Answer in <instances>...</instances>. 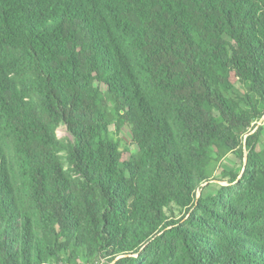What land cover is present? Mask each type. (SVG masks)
<instances>
[{"label":"trees","instance_id":"16d2710c","mask_svg":"<svg viewBox=\"0 0 264 264\" xmlns=\"http://www.w3.org/2000/svg\"><path fill=\"white\" fill-rule=\"evenodd\" d=\"M263 116L264 0H0V264H264Z\"/></svg>","mask_w":264,"mask_h":264},{"label":"rangeland","instance_id":"374dc122","mask_svg":"<svg viewBox=\"0 0 264 264\" xmlns=\"http://www.w3.org/2000/svg\"><path fill=\"white\" fill-rule=\"evenodd\" d=\"M240 91V90H239ZM264 117V116H263ZM264 122V118L263 120L259 123L262 124ZM57 134L59 137H62V136H68V132L66 130V127L64 126H61L57 129ZM261 139H262V142L264 143V127H263V130H262V135H261ZM224 161V165H228V162H234L235 161V157L234 155L231 153V154H228L224 157L223 159ZM219 163L215 162V161H211L208 166H207V174L209 177L211 178H217L219 176V171H220V168L218 167ZM220 178V177H219ZM216 181V180H215ZM221 184H224L225 182L223 181H220ZM219 183V182H217ZM214 186H209L205 191H210L212 190L213 193H215V190H216V187H215V190L213 191V188Z\"/></svg>","mask_w":264,"mask_h":264},{"label":"water","instance_id":"95a60500","mask_svg":"<svg viewBox=\"0 0 264 264\" xmlns=\"http://www.w3.org/2000/svg\"><path fill=\"white\" fill-rule=\"evenodd\" d=\"M263 118H264V117H262V118L258 121L257 125H259V123L263 120ZM256 127H257V126H256ZM245 162H246V158L244 157V159H243V163L245 164ZM217 182L221 183L220 181H217ZM199 194H200V192L198 191V192L196 193V196H199Z\"/></svg>","mask_w":264,"mask_h":264}]
</instances>
